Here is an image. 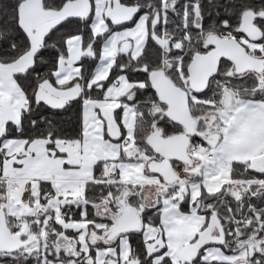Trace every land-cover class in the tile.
<instances>
[{
  "label": "snow or ice",
  "instance_id": "1",
  "mask_svg": "<svg viewBox=\"0 0 264 264\" xmlns=\"http://www.w3.org/2000/svg\"><path fill=\"white\" fill-rule=\"evenodd\" d=\"M0 264H264V0H0Z\"/></svg>",
  "mask_w": 264,
  "mask_h": 264
}]
</instances>
